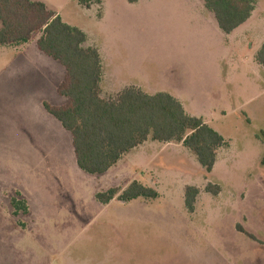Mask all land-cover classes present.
<instances>
[{"label": "rangeland", "instance_id": "obj_1", "mask_svg": "<svg viewBox=\"0 0 264 264\" xmlns=\"http://www.w3.org/2000/svg\"><path fill=\"white\" fill-rule=\"evenodd\" d=\"M33 1L101 53L102 99L121 91L119 82L108 86L110 69L118 77L122 71V82L135 74L142 92L174 97L225 146L209 174L181 143L147 140L108 175H88L75 163L70 134L43 108L62 103L49 76L62 67L38 52V33L25 46L0 44V227L16 224L24 233L31 226L44 247L33 257L50 264H264V75L255 77L248 65L238 73L263 41L264 0L254 3L257 23L245 32L253 43L242 36V49L222 54L204 0ZM213 57L222 58L225 78L208 85ZM133 181L157 197L96 199ZM208 183L219 186L218 195L206 193ZM187 186L199 190L192 213L184 205Z\"/></svg>", "mask_w": 264, "mask_h": 264}, {"label": "trees", "instance_id": "obj_2", "mask_svg": "<svg viewBox=\"0 0 264 264\" xmlns=\"http://www.w3.org/2000/svg\"><path fill=\"white\" fill-rule=\"evenodd\" d=\"M126 1L132 4L138 0ZM91 2L99 0H79L83 6ZM255 2L204 0V6L213 14L217 28L229 34L250 18ZM35 33L39 34L35 42L38 52L64 69L56 94L65 97V103H44L43 108L70 134L75 163L81 171L103 175L124 153L147 140L181 143L206 174L212 171L224 139L200 118L185 113L178 100L166 93L148 95L133 86L122 89L115 99H102L98 93L100 57L95 49L83 46L86 36L81 30L64 23L42 2L0 0L1 45L28 43ZM255 60L264 68V44ZM205 191L216 196L220 189L208 183ZM198 194L193 186L184 189V205L190 213ZM139 197L154 199L157 192L133 181L123 190L112 188L96 194L102 204L114 198L125 203ZM13 205L26 210L19 201L13 200Z\"/></svg>", "mask_w": 264, "mask_h": 264}, {"label": "crops", "instance_id": "obj_3", "mask_svg": "<svg viewBox=\"0 0 264 264\" xmlns=\"http://www.w3.org/2000/svg\"><path fill=\"white\" fill-rule=\"evenodd\" d=\"M30 1H33V0H30ZM33 2H36V1H33ZM253 11L251 13L250 18L245 23H243L241 26H239L238 28H236L234 31H232L229 34H225L222 31H220L217 28V26H216L215 19L213 18V20H214V28H213V30H214V32L217 35H219V36L222 37L221 54L223 52H225L226 48L227 49H231L232 48L233 50H235L237 48L242 49V47H243L241 45V41H243L241 39L242 36L243 37H246L245 40L246 39H247V41H248V39L250 40L249 33H247V35H248L247 36L245 32L246 31L249 32L248 29L249 28L252 29L253 28L252 25H254V24L257 23V21L256 22L253 21ZM208 25L210 26L209 23H208ZM242 33H244V35H242ZM255 35L256 34H254V36ZM85 36H86V41L84 42L83 46L84 47H90V48L95 49V47H92V46H89V45L86 44L88 37H87L86 34H85ZM257 36H258V38L256 37V39H254L255 41H257V40H259L261 38V35H257ZM36 40H37V38H36ZM262 40L263 41L256 48V50L252 51V54H253L252 55V62H250V63L246 62V68H245V70H244V68L240 67V65H239L240 69H238V73H241V72L243 73L244 71H245V73H247V69L249 68V70L251 69V73L252 74H255V77H256V74L258 76L264 75V68L261 67L256 62V60H255V57H256L257 52L260 50L261 46L264 44V38H262ZM250 42L253 43L252 40H250ZM27 44L28 43H25L24 46L27 45ZM234 46H236L237 48L234 47ZM95 50L99 54L100 63H101V79H100V83H99V89H100V87L102 85L103 59H102L101 53L97 49H95ZM221 59L222 58L217 59V61H216L215 60V57H213L212 65H213V67H215L214 72L211 73L210 75H206V77H205L206 78V81L209 82L208 85L212 82V80H214L213 82H217V80H218L219 83H221L224 80V78H225L224 77L225 69H222L221 70L219 68V66H218L219 63H220V61H221ZM241 60L242 59H239V62ZM247 65H248V68H247ZM116 70L117 69H110L111 76L109 78V84H108L109 87H111V85L112 86H115L116 83L119 82L122 85L121 90L124 89V88H126V87H130V86H133V87H136V88L140 89V87L137 84V82L134 81L135 80V77H136L135 74L132 75V76H128L129 75V72H127V74H126L127 75V80L122 82L121 79L123 77V73H122V71H120V74H119V77H118L117 76L118 75V73H117L118 70L117 71ZM178 74H180V72H178ZM49 76H50V78L53 79V85H54L55 93H56L57 86L63 80V77H64V69L62 68V70H55L54 68H52V69H50ZM211 78H215V79H211ZM151 95H154V94H151ZM58 97H60L62 99V103L60 105H58V106H61V105H63L65 103L66 98L65 97H61V96H58ZM169 143H172V142H169ZM144 144H145V142L143 144H141V145H139V146H137V147H135V148L127 151L126 153H124L120 157V159L124 155H126L127 153L130 154L129 152H131V151L133 152L136 149H139ZM166 144H168V143H166ZM221 148H219V149H221ZM187 150H189V149H187ZM218 150L216 151V155H217ZM120 159L104 175H108L109 172H111L117 165H119V163H121L120 162ZM215 161H216V158H215ZM214 165H215V163H214ZM111 201H109V202H111ZM109 202L106 203V204H104V205L109 204ZM27 204H28V200H27ZM8 213H9V216H11L12 213L10 211ZM29 213H30L29 212V205H27V210H26V213L25 214L28 215ZM18 227H21V226H18L16 224H14V225H10V226L0 227V264H50L47 261V259L41 260L40 262L37 259H34V257H33V250L34 249H44V247H43V245H42L41 242H39L37 240H34V235H33L31 226H27V227L25 226L26 229H24V233H21L23 231V229H19L21 231L20 232L18 230ZM6 228H8V231L7 232L4 230ZM46 249H47V246H46ZM47 256H48V252L46 251V257ZM103 264H113V262H109V263L106 262V263H103Z\"/></svg>", "mask_w": 264, "mask_h": 264}]
</instances>
